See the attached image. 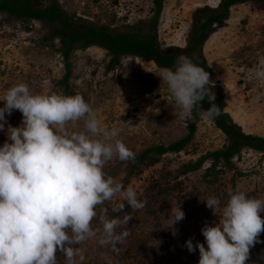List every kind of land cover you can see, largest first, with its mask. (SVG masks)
<instances>
[{"label":"rangeland","instance_id":"374dc122","mask_svg":"<svg viewBox=\"0 0 264 264\" xmlns=\"http://www.w3.org/2000/svg\"><path fill=\"white\" fill-rule=\"evenodd\" d=\"M53 0H43L41 9ZM220 0H162L155 20L158 46L177 56L187 50L188 41L197 28L199 10H217ZM59 10L73 22L90 27L103 26L112 33L125 27L138 28L145 33L153 23L152 0H54ZM202 17L200 22L205 20ZM54 28L37 21L22 22L0 13V100L10 87L26 84L33 95H64L57 82L65 69L59 54L57 37H49ZM49 38V39H48ZM200 56L211 70L209 85H217L223 92L224 111L241 133L264 136V82L251 78V71L264 59V2H244L228 8L226 17L213 24L200 47ZM107 52L97 46L75 49L69 60L67 88L72 95H81L93 109L102 128L119 130L120 139L134 154L154 145H167L186 134L190 116H176L175 100L166 83L161 81V68L153 62L133 56H121L119 64L106 70ZM4 102L0 101V108ZM7 124L21 125L22 114L13 110L5 114ZM195 131L190 144L177 154H165L160 161L126 184L127 161L113 158L103 171L124 188L131 187L141 200L155 182L167 188V196L153 206L133 211L121 195L96 206L97 216L102 209L111 210L109 218H123L114 212L119 204H126L124 212L132 214L126 225L130 235L115 248L100 246L99 234L80 245L75 264H198L199 251L189 253L185 241L198 239L205 225H214L219 216L206 207L209 197L226 204L228 193L239 190L249 197L264 199V154L243 148L231 161L241 175L233 181L230 173L215 177L204 176L210 161L205 160L199 170L177 176L182 165L196 162L201 156L222 149L226 137L212 122L200 115L194 121ZM69 132H83L84 121L71 122ZM0 131V146L7 137ZM95 138V137H94ZM217 168H223L221 164ZM175 183L178 185L175 187ZM148 191V192H147ZM185 218L172 226L168 220L171 208L178 207ZM96 217L94 219H96ZM264 219V213H261ZM93 219V220H94ZM167 220V221H166ZM92 221L93 229H101ZM123 229H117L121 232ZM250 246L245 264H264V232ZM155 242V243H154ZM206 247V246H205ZM57 264H66L57 253Z\"/></svg>","mask_w":264,"mask_h":264},{"label":"clouds","instance_id":"9594fccd","mask_svg":"<svg viewBox=\"0 0 264 264\" xmlns=\"http://www.w3.org/2000/svg\"><path fill=\"white\" fill-rule=\"evenodd\" d=\"M251 78L264 82V59L252 69ZM175 100L176 116L184 119L207 97L211 106L200 115L214 120L220 115L210 90L209 73L186 55L177 57L174 70L165 68L160 76ZM264 93H257L260 99ZM0 108V131H5L13 110L22 114L21 125H9L0 146V264H57L59 252L66 264H75L82 242L99 234L100 246L113 248L130 233L126 228L132 212L145 207L136 191L106 176L103 168L117 158L127 161L134 154L117 137V128H102L90 105L81 95L36 94L26 84L4 93ZM84 121L83 132H69L71 122ZM95 137V138H94ZM121 195L126 204L114 212L123 218H109L107 209L99 216L101 229H93L96 206ZM219 219L201 229L205 242L185 241L189 253L199 251L198 264H245L249 248L264 232V199L234 190L226 204L212 196L205 201ZM185 213L171 208L172 226ZM167 221V220H166ZM123 229L117 232V229ZM155 243V242H154ZM206 245V247H205Z\"/></svg>","mask_w":264,"mask_h":264},{"label":"trees","instance_id":"16d2710c","mask_svg":"<svg viewBox=\"0 0 264 264\" xmlns=\"http://www.w3.org/2000/svg\"><path fill=\"white\" fill-rule=\"evenodd\" d=\"M42 1L43 0H0V13H5L7 16L16 18L22 22L37 21L54 28L49 37H57L58 39V51L62 58L65 72L57 84L63 86L64 95L73 96L67 88L69 60L73 50L78 48L86 49L90 46H97L104 49L109 56V60L105 67L106 70H110L118 65L121 56L137 57L142 61L153 62L155 66L161 69L172 68L174 70L178 56L172 52L163 51L156 42L155 20L160 13L162 0H152L154 8L153 23L150 28L142 34L140 29H133L128 26L125 27L126 29L123 32L112 33L103 26L90 27L85 24H77L59 10L54 0L51 1L47 7L43 9L39 8ZM244 2L260 3L264 2V0H220L219 7L215 11L206 13L203 10H199L197 16V32L189 39L188 48L183 55L188 56L193 59L198 66L203 67L204 70L209 73V77L212 72L205 66L200 56V47L208 35L209 28L213 24H218L226 17L228 8ZM204 16L206 19L200 22V19ZM210 90L215 95V101L212 103H215V105L219 107L220 115L214 120L209 121L226 137L227 144L220 150L201 156L194 163L182 165L177 171V176L195 172L199 170L205 160H209L210 163L204 170V176L215 177L219 174L230 173V180L233 181L236 177L241 175V172L237 170L231 159L243 148L264 154V136L258 137L241 133L239 128L231 121L229 115L224 111L225 101L221 89L217 85H213L210 86ZM210 106L211 104L206 97L201 104L198 103L193 108L190 114L191 118L185 124L186 134L184 137L167 145L159 144L150 146L134 155L133 159H129L127 161L123 184H126L130 177L137 176L143 170L156 165L163 155L177 154L184 151L190 144L195 131L194 121L199 118L203 110H207ZM218 164L223 165V168H217L216 165ZM174 185L176 187L178 183ZM149 188L150 192L147 191L148 195L145 194L141 201L151 206L157 201L163 200L169 192L167 188H163L162 185L155 182ZM107 215L111 216L114 214H112L111 210L107 209ZM99 216L93 220L96 226L99 225ZM197 241L204 243L205 239L203 236L195 240L192 239L193 245H195ZM195 252H198V249Z\"/></svg>","mask_w":264,"mask_h":264}]
</instances>
